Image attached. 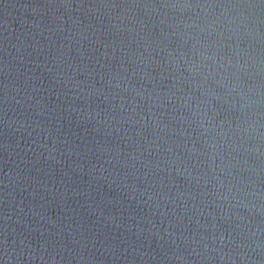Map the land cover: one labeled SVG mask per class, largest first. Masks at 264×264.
<instances>
[{
  "label": "water",
  "instance_id": "95a60500",
  "mask_svg": "<svg viewBox=\"0 0 264 264\" xmlns=\"http://www.w3.org/2000/svg\"><path fill=\"white\" fill-rule=\"evenodd\" d=\"M0 264H264V0H0Z\"/></svg>",
  "mask_w": 264,
  "mask_h": 264
}]
</instances>
